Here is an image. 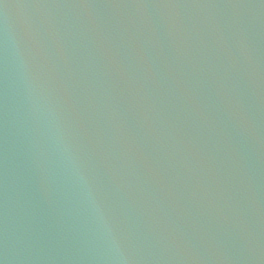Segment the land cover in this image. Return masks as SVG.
Listing matches in <instances>:
<instances>
[{
	"label": "water",
	"instance_id": "obj_1",
	"mask_svg": "<svg viewBox=\"0 0 264 264\" xmlns=\"http://www.w3.org/2000/svg\"><path fill=\"white\" fill-rule=\"evenodd\" d=\"M0 264H264V0H0Z\"/></svg>",
	"mask_w": 264,
	"mask_h": 264
}]
</instances>
